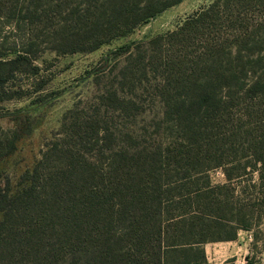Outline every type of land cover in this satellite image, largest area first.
<instances>
[{
	"label": "trees",
	"instance_id": "1",
	"mask_svg": "<svg viewBox=\"0 0 264 264\" xmlns=\"http://www.w3.org/2000/svg\"><path fill=\"white\" fill-rule=\"evenodd\" d=\"M182 1L0 0V19L4 17L19 32L47 19L53 7L61 16L59 29L45 46L29 29L14 43L13 69L26 73L37 69L34 62L46 50L93 52ZM253 2L261 7L259 17L264 19V0H215L176 30L149 42L165 48L158 93L167 105V123L214 120L238 98L263 97L264 83L239 82L235 63L238 59L242 68L252 63L243 61L238 43L264 28L263 20H249ZM224 22V30L229 31L226 39L218 27ZM177 45L183 56L179 50L175 57L166 53ZM136 47L138 43H131L120 50L131 54ZM182 61L191 66L187 69ZM257 62L264 66L262 60ZM197 63L204 66L198 77L187 71ZM234 87L236 92H229ZM173 102L176 112L171 110ZM94 120L82 124L77 118L69 124L71 129L48 147L16 195L0 190V264H207L203 245L235 240L239 230L251 228L244 207H264L263 154L256 152L253 160L244 163L245 174L233 177L234 162L213 154L211 148L218 141L200 129L192 131L194 136L206 137L191 143L174 138L156 156L142 158L117 150L118 140L106 123ZM19 138L16 134L0 142L4 150L0 159L15 151ZM257 144L262 146L264 140ZM219 167L227 184L203 180L204 173ZM249 168L261 173L258 187L253 186L258 193L239 201L245 204L237 210L238 216L222 215L226 210L233 214L234 198L224 191L234 180H251H245ZM142 173L146 175L141 177Z\"/></svg>",
	"mask_w": 264,
	"mask_h": 264
},
{
	"label": "rangeland",
	"instance_id": "2",
	"mask_svg": "<svg viewBox=\"0 0 264 264\" xmlns=\"http://www.w3.org/2000/svg\"><path fill=\"white\" fill-rule=\"evenodd\" d=\"M214 1L184 0L148 23L140 25L133 32L116 38L93 52L58 54L46 50L40 53L34 62L37 69H30L26 73L13 69L12 60L16 54L11 49L14 48V43L20 42L19 40L24 38V35L27 36L26 33L31 30L33 35L39 36L37 41L45 46L52 40L54 31L59 29L58 22L61 16L59 18L53 7L47 19L43 18L34 27L27 25L19 31L21 33L15 31L14 26L9 25L8 20L2 17L0 142L5 137L11 139L16 134H20V138L16 142L15 151L0 159V190L8 196L16 195L26 186L25 179L42 159L48 147L64 137L67 130L69 131V124L77 118L82 124L90 123L92 117L97 122L106 123L118 140L117 150L129 151L142 158L156 156L159 150L174 138L191 143L192 139L199 140L210 135L211 139L218 141L211 148L212 153L222 155L224 162H234L233 177L245 174L243 165L247 159L253 160L256 152L264 156V144L262 146L257 144L264 140V93L261 99L256 100L245 96L236 99L234 95L236 100L231 102L229 110L220 111L214 120L207 121L203 117L192 124L185 120L167 123L165 119L167 105L165 107V101L158 93L161 86L158 78L163 72L160 59L164 57L165 48L164 45L162 47V43H149L161 35L176 30L187 18ZM257 5L253 2L249 6L248 17L251 23L264 21L259 17L261 7ZM219 17L220 20H225L222 14ZM223 25L225 22L221 26L218 25L219 32L226 39L229 38L227 35L229 31L224 30ZM234 35H239L238 29ZM131 43L139 44V47H136L138 49L133 48L131 54L120 50L124 45ZM238 44L239 49L243 50H240L241 56H244L243 61L245 63L246 59L252 61L250 65L246 63L245 68H242V63L238 59L235 61L238 66L237 75L241 76L239 82L251 84L258 80L260 84L264 83V66L257 62L258 60L264 62V28L259 30L257 28L255 36L253 33L247 39L242 37ZM191 49L194 52L198 50V44L191 46ZM178 50L183 56L182 48L178 45L166 53L175 57L178 56ZM190 60L194 61L193 58ZM197 60L195 59V62ZM181 63L187 69L191 66L183 61ZM203 67L197 63L193 69L187 71L198 77L202 74ZM248 70L250 73H247ZM246 73L248 78L244 77ZM236 90L234 87L229 92L234 93ZM174 103L171 110L176 112ZM197 129L206 136L195 137L192 131ZM202 150L206 153L207 147H203ZM3 151L2 146L0 154ZM143 169L145 172L148 171L145 166ZM246 174L245 180H251H234L231 187L224 191L226 194L229 192L234 198L233 214L226 210L222 215L238 216L237 210L243 208L241 205L245 204V201L241 203L239 201L244 200L247 194L258 193L256 187L259 185L261 173L253 172L249 168ZM145 175L146 173H142L141 177ZM202 178L213 184L228 183L224 169L220 167L204 173ZM233 187L236 189L231 191L230 188ZM244 209L251 224L250 230H239V233L250 236L246 264H264V207L253 205ZM1 218L0 215V220Z\"/></svg>",
	"mask_w": 264,
	"mask_h": 264
},
{
	"label": "crops",
	"instance_id": "3",
	"mask_svg": "<svg viewBox=\"0 0 264 264\" xmlns=\"http://www.w3.org/2000/svg\"><path fill=\"white\" fill-rule=\"evenodd\" d=\"M248 233L249 232H245ZM250 236L237 233L233 241L213 242L203 245L207 264H246V251Z\"/></svg>",
	"mask_w": 264,
	"mask_h": 264
}]
</instances>
